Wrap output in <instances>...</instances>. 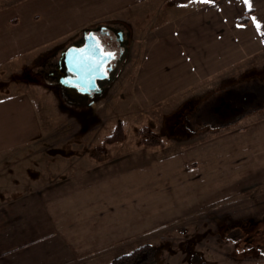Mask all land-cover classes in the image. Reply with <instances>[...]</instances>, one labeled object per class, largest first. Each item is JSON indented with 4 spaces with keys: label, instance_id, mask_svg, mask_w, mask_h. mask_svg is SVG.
Instances as JSON below:
<instances>
[{
    "label": "rangeland",
    "instance_id": "1",
    "mask_svg": "<svg viewBox=\"0 0 264 264\" xmlns=\"http://www.w3.org/2000/svg\"><path fill=\"white\" fill-rule=\"evenodd\" d=\"M10 1L0 0V4ZM79 15L78 9L73 10L66 20L81 22ZM259 18L264 23V8ZM62 27L68 33L56 36L50 50L42 52L37 64L25 73L38 81L39 91L49 92L38 96L39 121L47 128L49 139L64 143L49 146L47 157L36 156L34 148L23 159L22 169L36 178L53 174L42 190H68V204L88 210L96 207L101 211L94 213L145 227L146 234L136 235L135 242L119 254L150 242L158 246L155 264H190L194 252L200 254L197 264L213 263L216 258L224 261L223 253L242 256L244 251L249 259L260 257L248 260L251 263L264 261V250L253 251L247 245L264 240L257 232L264 228V93L245 110L234 104L264 87V52L259 61L234 68L199 88L177 110L170 104L138 108L127 92L134 69L127 58L90 114L83 117L64 109L58 88L34 75L51 49L66 46L79 36L72 37L77 31L68 24ZM201 101L206 109L177 112ZM227 106L231 113L224 112ZM187 119L192 128L201 124L195 135L180 133L195 132ZM216 123L219 126L213 127ZM118 124L123 128L121 139L110 141ZM143 128L156 134L161 144L143 143ZM227 221L243 223L240 238H224ZM245 229L251 232L246 245L242 239ZM100 264L107 263L102 260Z\"/></svg>",
    "mask_w": 264,
    "mask_h": 264
},
{
    "label": "crops",
    "instance_id": "2",
    "mask_svg": "<svg viewBox=\"0 0 264 264\" xmlns=\"http://www.w3.org/2000/svg\"><path fill=\"white\" fill-rule=\"evenodd\" d=\"M263 8L264 0H12L0 4V264L108 263L127 250L136 235L146 234L145 227L127 219L109 218L98 208L94 213L96 207L88 210L68 204V190H42L53 174L36 178L22 169L23 159L34 148L36 156L47 157L49 146L64 143L49 139L39 121L38 96L49 92L39 91L38 81L25 73L58 35L68 33L62 32L64 24L77 31L72 37L102 22L129 30L134 69L127 92L139 109L148 110L168 104L179 107L208 82L259 61L264 52V23L259 18ZM76 9L82 21L66 20ZM242 253H223L224 261L216 258L204 264H264L251 263L248 260L260 257L249 259L247 252Z\"/></svg>",
    "mask_w": 264,
    "mask_h": 264
},
{
    "label": "flooded vegetation",
    "instance_id": "3",
    "mask_svg": "<svg viewBox=\"0 0 264 264\" xmlns=\"http://www.w3.org/2000/svg\"><path fill=\"white\" fill-rule=\"evenodd\" d=\"M95 26L88 28L86 31H83L79 34L78 37L73 39L72 42L67 44L66 46L58 47L51 53L47 54L44 58H42L40 65L37 67L36 70H34V75L38 79L41 78L46 82L51 83L53 87L58 88V92L63 99V103L65 107H63L66 110H69L70 112H76L80 116L86 117L90 114L92 111V106L95 104V102L101 98L105 92V90L108 88V86L116 79L117 73L119 71V68L124 64V62L127 60V58H130V32L129 30L123 26L119 25L117 23H109L107 26ZM122 30L123 35H118L116 32ZM93 33L97 35L98 38L102 39L107 43L108 47L113 51V53L116 56V66L114 69L107 72L105 77L98 78L96 80L97 84L95 88L93 89H86L84 86L80 87V90L76 94H67L65 87L59 82V78L65 79L66 81H71V78L76 77L74 73H71L69 70L66 62L65 57L63 59L61 58L62 52H67V50L70 47H81L85 44V38L86 34ZM122 38L120 40L119 38ZM56 72V76H52V73ZM60 73V75H58ZM64 76H62V75ZM63 79V80H64ZM264 93V87L257 89L253 94H251L249 97L244 96L242 100H236V103H234L238 109L245 110L247 109L249 104L255 103L256 100H259V96ZM226 101H224L225 103ZM193 104H190L189 110L194 112L195 107H192ZM205 105H201V107H204ZM200 107V108H201ZM231 107L227 106V109L224 110V112L231 113L233 110ZM202 109V108H201ZM219 110V109H218ZM179 112V111H178ZM184 113V112H182ZM92 114V113H91ZM188 123H190V119ZM186 123V122H185ZM228 225H226V229L228 230V234L226 235L228 238H240L239 234L242 232V224L239 223L235 224L232 222L227 221ZM225 226V225H224ZM242 226V227H241ZM254 226V225H253ZM262 236L264 239V228H258L257 232ZM246 233L245 236H241L242 239L245 241V245L248 241H250L251 235L247 236V233H251L250 231L246 230L243 231ZM242 234V235H243ZM251 248H254L253 251H262L264 250V240L263 242L259 243H248ZM247 247V246H246ZM245 250L247 248H244Z\"/></svg>",
    "mask_w": 264,
    "mask_h": 264
},
{
    "label": "water",
    "instance_id": "4",
    "mask_svg": "<svg viewBox=\"0 0 264 264\" xmlns=\"http://www.w3.org/2000/svg\"><path fill=\"white\" fill-rule=\"evenodd\" d=\"M116 33L123 35L122 30ZM119 39L122 40L121 37ZM63 57L69 70L76 77L71 78V81L60 77L59 82L65 87L66 93L71 95L78 93L81 86L86 89L95 88L96 80L105 77L107 72L116 66V56L113 51L104 40L93 33L86 34L83 46L70 47L67 52L63 51L60 59ZM52 76H56V72H53Z\"/></svg>",
    "mask_w": 264,
    "mask_h": 264
},
{
    "label": "trees",
    "instance_id": "5",
    "mask_svg": "<svg viewBox=\"0 0 264 264\" xmlns=\"http://www.w3.org/2000/svg\"><path fill=\"white\" fill-rule=\"evenodd\" d=\"M176 1L185 2L188 0H176ZM210 1H216V0H210ZM205 101L204 102L201 101V102H199V104H195L194 111L196 109H197V111L202 110V109H206L207 105H205L204 107H201V105H204L203 103H205ZM187 108L190 109L189 106L186 108L183 107V108H181V110L179 112H183L184 110H188ZM209 121H211V119H209ZM212 121H215V120H212ZM198 123L199 122L197 121V124ZM188 124H189L190 129H191L192 128L191 127V120H190V123H188ZM200 126H201V124L192 128V130L193 129L195 130L194 133L188 134L186 131H181L180 133L185 134L187 136L195 135L198 131V127H200ZM212 126L217 127L219 125H217V123H216V124H213ZM221 126H224V125H221ZM122 129H123L122 126L118 124L116 126L113 134L110 135L108 139L110 141L120 140L121 134H122ZM140 132L142 135L143 143L148 142V143L155 144V145L161 144L162 141L160 140V138L156 134H154L153 132L148 131L147 128H143L142 130H140ZM174 133L180 134V133H177L175 131H174ZM157 255H158V246H156L155 244L150 243V242H144V243L137 245L135 248H133L129 252H124V253L118 254L117 256L113 257L107 264H155L157 262ZM198 260H200V254L197 252H194L192 254V257H191V263L197 264Z\"/></svg>",
    "mask_w": 264,
    "mask_h": 264
}]
</instances>
